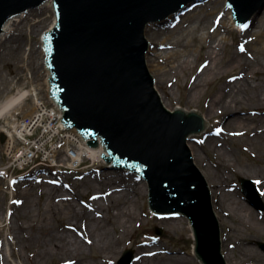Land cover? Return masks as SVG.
<instances>
[{
    "label": "water",
    "instance_id": "1",
    "mask_svg": "<svg viewBox=\"0 0 264 264\" xmlns=\"http://www.w3.org/2000/svg\"><path fill=\"white\" fill-rule=\"evenodd\" d=\"M47 1L0 0V34L13 16ZM197 1L53 0L57 22L43 34L45 65L64 126L77 129L91 148L104 146L109 169L146 181L152 213L186 218L202 264H230L210 185L187 143L210 122L198 110H169L155 89L145 36L151 23ZM230 1L238 24L264 15V0ZM132 259L127 251L120 264Z\"/></svg>",
    "mask_w": 264,
    "mask_h": 264
},
{
    "label": "rangeland",
    "instance_id": "2",
    "mask_svg": "<svg viewBox=\"0 0 264 264\" xmlns=\"http://www.w3.org/2000/svg\"><path fill=\"white\" fill-rule=\"evenodd\" d=\"M224 3V6H221L219 12L227 15V12L229 11V8L226 5L227 0L224 1ZM204 4L205 3H203V5ZM211 4L212 3H207L205 6L209 7ZM52 5V3L51 6L46 3L39 9L27 12L25 17L20 18L21 22L16 23L18 25V31L13 37L11 43L0 47V76L5 75L7 78L5 79L4 77L2 80L0 79V103L6 99V97L15 95L18 91L31 90L32 92H36L37 96L47 97L48 71L45 65L42 67V65L39 66L35 63L36 60L38 61L39 50L37 49L41 48L43 50L42 36L54 24L53 20L55 14ZM203 5H201L198 12L205 8ZM208 9L212 10L211 8ZM184 14H188V11ZM214 15L215 14H212V12L197 15L193 18L186 15L188 17L187 23H184V18L180 15L181 19H171L166 24L162 23L159 26H152L153 29L151 28V34L156 32V28H159L161 38H166L174 31L179 30L178 34L173 35L172 40H170V42L174 44L178 39H181L182 41V38H179V36L181 37L186 30L191 29L192 27L195 28L191 34V38L190 36H184L183 38L184 42H189V49L192 50V55L189 57L191 65H189L188 68L175 71H170L168 69V72H164L163 74L152 68L156 89L159 94L162 95V100L171 111L180 106L189 111L198 110L203 116H208L211 97L216 95L220 84L223 82V78H221L222 75L225 71L230 69L229 67H224L221 71L222 75L219 76L217 81L202 88L203 93L199 98L195 100L189 98V88L196 77L200 74L199 69L201 68V62L204 60V57H208L206 50L207 45L215 42L218 38H226V46L224 49L221 47L219 54V57L223 58V62H226L233 58L231 55L235 51L237 41L239 40L238 32L235 31L236 33L234 35L233 33L228 34V32H222L218 38L214 37L209 39V42H205V40H203L205 34L204 31H207V28L211 25ZM204 26H206V29H203ZM235 30H237V28H235ZM179 45L182 46V44ZM201 45L205 46V50L202 51V55L199 57L197 56V53ZM175 49L183 48L175 47ZM155 50V46L150 47V57ZM246 73H249V71ZM21 107L16 108L13 111V117L9 118V121H14L15 113L21 112L18 110ZM33 107V97L29 96L27 100V110H22L23 115L32 114ZM248 109L249 107L247 106L239 107L238 112L246 111ZM221 121L220 116L214 115L211 117L207 132L192 137L190 142L197 145V149L203 157V161L197 160L195 161V164L199 170L205 173L207 182L212 188L213 201L220 222L227 253L230 251L235 252L238 256L239 251L243 250L248 254L258 256L253 260V264H264V251L261 248L262 243H264V232L260 227L255 226L253 222L246 227V222L242 223L240 219H235L234 215L228 210V208L222 207L223 205L221 203L224 194L232 195L234 198L236 197L253 211L255 215L254 219L257 220L259 226L264 227V210H259L257 207L255 208L251 206L242 191L241 184L242 181H246L244 185L249 188L247 190L249 191L253 190V188L252 186L250 187L251 184L246 183L249 180L253 181L255 184L253 187H258L262 196L264 184H261V182L258 181L262 180L264 182V131H262V128L260 127L258 128V130H260L259 135L250 132L247 135L230 138L226 137L223 140L220 135L217 134L219 123ZM6 122L7 120L5 119L0 121V129H3ZM247 125L251 126L254 124ZM6 143L7 138L2 143V135L0 134V168L5 166L8 161H12V155H8L5 149ZM214 145H216V148ZM223 153L229 155V157L226 158L228 164H225L223 168H220L217 166V162H223L224 159L221 157ZM87 161L88 160H85V162ZM229 164L234 167L231 171L228 168L231 166ZM243 171L248 172L249 175L243 174ZM216 173L219 176L224 175L227 177V182L224 183V185L227 186L226 188L224 185L219 186L218 181H213L211 179ZM36 178L34 180L28 178L26 182H18L14 184L12 188H10L6 182L0 180V216H2L3 213L6 214V219L3 223L5 222L6 225L9 224L10 226L15 222V219L16 222L18 221L20 223L38 220L36 219L37 215L40 216V214L44 213L45 207L49 202L47 199L50 193L49 188L54 189L52 190L54 194L51 196L53 202L60 203L61 201H71L72 199V203L77 204L79 208H84L85 211L92 213L93 215L92 204L95 203L98 198H101V194L106 187L113 186L114 189H118L117 192L119 193V196L114 200V203L109 206L113 215H116L119 210L121 212L127 210V212L132 211L136 213V216L138 217L134 216L135 219L129 221L128 226L131 227V230H129V234L124 238L120 235L122 233L120 225L115 226L116 222L108 225V228L113 235L122 239V244L117 259L114 262H109L107 264H118L127 250L133 252L135 260L138 243L141 239H145L151 243V249L156 247L153 245L155 243L167 251L175 252L176 254L174 255H178V259L181 260L182 258L187 264H201L193 254V238L188 221L177 216L163 217L152 215L148 207L149 192L147 195H144L142 192L143 184L146 182L139 178L129 173L108 170L102 162L94 165L87 162L86 168L79 172L56 175L44 174L42 176L39 175V177ZM224 189L226 190L223 191ZM124 192L126 193L125 197L123 196ZM66 196L72 197L70 199L64 198ZM11 199L13 200L11 201ZM108 201H110V199ZM108 201L103 202V204L108 203ZM257 202L260 205H262V203L264 204V198L261 197ZM66 203L67 202H65V204ZM30 206L32 207L31 212L26 210V207ZM103 210V219H105L107 210L104 208ZM166 219H178L179 221L167 223L165 221ZM125 220L126 219H123L122 221L124 222ZM78 222L79 218L72 219L71 217H64L61 220L53 221L52 223H54L53 225L56 227L63 224V226L67 227V230L77 228L78 230H76V234L74 232L73 234H75V236L81 241L85 240L86 242L84 243L88 246V220L85 219L83 223ZM36 230L37 229H35V231ZM156 230H161L162 234H157ZM235 230H237V233H233L235 238L230 240L228 234L231 231L235 232ZM69 231L71 232V230ZM8 232L9 234L7 235H11V231L9 230ZM8 243L5 231H2V234L0 235V248L2 246L5 248ZM39 243L40 240H37V243H32L27 249L22 250L19 255H22V258L25 259V263H21L19 260L18 263L35 264L36 261L32 256L34 255L32 251L36 250L34 246H37ZM89 250L86 251V258L88 260L91 261L92 258L94 259L96 256L101 257L95 249L92 253H90ZM58 255H60V252L56 254L54 253L50 259L43 258L41 260V258H39L36 264H58ZM0 264H4V259H2V257H0ZM230 264H236V262L231 259Z\"/></svg>",
    "mask_w": 264,
    "mask_h": 264
},
{
    "label": "bare ground",
    "instance_id": "3",
    "mask_svg": "<svg viewBox=\"0 0 264 264\" xmlns=\"http://www.w3.org/2000/svg\"><path fill=\"white\" fill-rule=\"evenodd\" d=\"M224 1L226 0H199L186 6L189 9L188 14L181 16L184 18V23H187L188 15L193 18L197 15L209 12L215 14L211 25L207 28V31H204L205 34L203 40H205V42H209V39L214 37L218 38L222 32H228V34L233 33V35L236 33L235 31L238 32L239 40L237 41L235 51L231 55L233 58L229 61L223 62V58L219 57L221 47L224 49L226 46V38H218L215 42L207 45L206 50L208 57H204V60H202L201 68L199 69L200 74L196 77L189 88V98L191 100H195L202 95L203 87L209 86V84L219 79V76L222 75L221 71L224 67L230 68L222 75L221 78H223V82L220 84L216 95L211 97L208 116H204L209 122L211 121V117L214 115L220 116L222 121L219 123L217 134H219L223 140L226 137L230 138L243 136L250 132H253L255 135H259L260 130H258V128L260 127L262 128V131H264V116H261L264 115V15L252 18V21L244 27L237 26V22L234 20L231 12L233 10V6L229 5L233 4V2L231 3L230 0H227L226 4L229 6L227 15L219 12L221 6H224L225 4ZM46 3L51 6L52 0H49ZM203 3L205 4L203 5ZM207 3L212 4L208 7L205 6ZM201 5L205 6V8L198 12ZM208 8H211L213 11ZM27 12L18 16H13L11 20L7 21L6 24L3 25L2 30L4 31L0 34V47L11 43L13 37L18 31V25L16 23L21 22L20 18L25 17ZM54 14V24L49 31L53 30L56 26L55 20L57 22V18L55 9ZM172 16L173 15H170L161 21L159 20L153 22L145 29L146 38L150 47H156L155 52L150 57L152 68L162 74L164 72H168V69L170 71L185 70L189 65H191L189 57L192 55V50L189 49V42H184L183 38L184 36H190L191 38V34L195 30L194 27L186 30L181 37L179 36V38H182V41L181 39H178L175 41V44L171 43L170 40H172L173 35L178 34L179 30L174 31L166 38H161L159 28H156V32L153 34L150 32L153 29L152 26H159L162 23L166 24ZM235 28H237V30H235ZM203 29H206V26H204ZM179 44H182V46ZM172 45L176 48L182 47L183 49H175ZM37 50H39L38 61L36 60L35 64L39 66L42 65V67H44V51L41 48H38ZM203 50H205V46L201 45L197 56L200 57ZM247 71H249V73H246ZM4 77L5 75L0 76V79L2 80ZM5 79L7 78L5 77ZM30 95H35V92H32L31 90L18 91L15 95L6 97V99L0 103V121L4 119L7 120L3 129H0V134H5L9 138V142L6 146V151L9 153L12 152V142L14 139L12 137L13 132L8 129V125L13 127L18 125V122H10L8 119L12 118L13 111L22 105L24 106L18 110H27V100ZM161 96L162 95H160V97ZM246 106L249 107L248 110L238 112L239 107ZM247 124L254 125L248 126ZM13 131L18 130L15 129ZM187 143L193 154L194 162L197 160L203 161V157L197 149V145L192 144L190 141ZM214 146L216 148V145ZM83 152L87 153L88 158L94 161H99L101 160L100 156L103 153V150L89 149L88 152L87 150ZM221 157L224 160L223 162H217V166L223 168L225 164H228V160L226 158L229 157V155L223 153ZM79 159L80 156L77 154L76 160ZM228 168L231 171L234 167L231 165ZM201 173L206 179L205 173L202 171ZM242 173L249 175L246 171H243ZM211 179L213 181H218L219 186H223L224 183L227 182V177L224 175L219 176L217 173L211 177ZM258 182L264 184L262 180H259ZM224 187L226 188L227 186L224 185ZM49 189L50 193L47 198L49 202L45 207L44 213L40 214V216L37 215L36 219L38 220L20 223L18 221L16 222L15 219V222L9 226V224L6 225L5 222L3 223L6 219V214L3 213L2 216H0V235L2 234V231H5L9 242L5 248L4 246L0 248V257L4 259V264H20L18 263L19 261H21V263H25V259H23L22 255L19 254H21L22 250H25L27 247L32 245V243H37V240H40V243L37 246H34L36 250L32 251L34 254L32 256L36 263L39 258H41V260L43 258L50 259L54 253L56 254L59 252L60 255L57 256L59 259L58 264H107L109 262H114L120 253L119 251L122 239L114 236L108 228V225L111 223L114 224V222H116L115 226L120 225L122 229V233L120 235L124 238L127 234H129V230H131V227L128 226L129 221L134 220V216L138 217L136 216V213L132 211L127 212L126 210L125 212H121L119 210L116 215H113V212L110 211L111 209L109 206L112 205L117 196H119V193L117 192L118 189H114L113 186L105 188L101 194V198H98V200L92 204L94 212L93 215L92 213L85 211L84 208H79L77 204L72 203V199L71 201L65 200L60 203L53 202L51 196L54 194L52 191L54 189ZM210 189L212 190L211 187ZM225 190L226 189L223 191ZM142 192L144 195L148 194V187L146 183L143 184ZM123 196H126L125 192ZM71 197L72 196H66L64 198L70 199ZM262 197L264 198V191H262ZM109 199L110 201H108ZM105 201H108V203L103 204ZM65 202L67 203L65 204ZM221 203L223 205L222 207L228 208V210L234 215L235 219H240L242 223L246 222V227L253 222L255 226L260 227V229L264 232V227L259 226L257 220L254 219L255 215L253 211L239 199L232 197V195L224 194ZM31 208V206L26 207V210L31 212ZM103 208L107 210L105 219H103ZM64 217H71L72 219L79 218L78 223H83L85 219L88 220V246L84 243L86 242L85 240L81 241L75 236L76 230H78L77 228L69 229L71 230L70 232L67 230V227L63 226V224L59 227L53 225V221L55 222L57 220H61ZM123 219L126 220L123 222ZM165 221L167 223H173L179 220L166 219ZM35 229L37 230L35 231ZM9 230L11 231V235H7L9 234ZM73 232L75 234H73ZM233 233H237V230H235V232H229L228 237L230 240L235 238ZM153 245L156 247L151 249V243L145 239H141L138 243L135 260L132 264H187V262H185L182 258L179 260V256L174 255L176 254L175 252L167 251L158 244L157 246L155 243ZM94 249L101 257L96 256L90 261L86 258V251L89 250V252L92 253ZM228 257L229 261L233 259L236 264H253V260H255L258 256L248 254L241 250L239 251L238 256L235 252H228Z\"/></svg>",
    "mask_w": 264,
    "mask_h": 264
},
{
    "label": "built area",
    "instance_id": "4",
    "mask_svg": "<svg viewBox=\"0 0 264 264\" xmlns=\"http://www.w3.org/2000/svg\"><path fill=\"white\" fill-rule=\"evenodd\" d=\"M16 139L21 146L14 154V160L25 167L34 163L42 164L57 153L56 144L70 141L67 132L60 130L55 108L41 102L32 119L21 120L15 125Z\"/></svg>",
    "mask_w": 264,
    "mask_h": 264
}]
</instances>
